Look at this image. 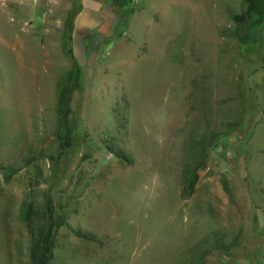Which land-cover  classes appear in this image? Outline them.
<instances>
[{
    "label": "rangeland",
    "instance_id": "rangeland-1",
    "mask_svg": "<svg viewBox=\"0 0 264 264\" xmlns=\"http://www.w3.org/2000/svg\"><path fill=\"white\" fill-rule=\"evenodd\" d=\"M12 5L33 46L0 55V264L44 237L47 264H264V0H131L74 41L77 0Z\"/></svg>",
    "mask_w": 264,
    "mask_h": 264
},
{
    "label": "crops",
    "instance_id": "crops-1",
    "mask_svg": "<svg viewBox=\"0 0 264 264\" xmlns=\"http://www.w3.org/2000/svg\"><path fill=\"white\" fill-rule=\"evenodd\" d=\"M38 1V0H37ZM131 0H77L81 3L77 13L72 12L73 19L69 25L72 30L73 41L86 37L92 31L106 34L114 31L118 21L115 8L124 9ZM14 0H0V55L4 60L23 62L31 59L33 43L27 39L31 30L29 15L33 8L13 6ZM74 4V0H72ZM140 4V3H139ZM136 14L143 12V6H137ZM160 15L162 13H154ZM21 16L19 25L14 24V16ZM22 22V23H20ZM126 32V30H123ZM42 46V45H41Z\"/></svg>",
    "mask_w": 264,
    "mask_h": 264
},
{
    "label": "trees",
    "instance_id": "trees-1",
    "mask_svg": "<svg viewBox=\"0 0 264 264\" xmlns=\"http://www.w3.org/2000/svg\"><path fill=\"white\" fill-rule=\"evenodd\" d=\"M118 157L125 159L123 151L115 153ZM197 174L195 169L191 167L189 161L183 164L182 172V194L186 197L190 196L193 192L196 182ZM42 252L37 254L35 251L31 255L32 264H47L48 259L51 258V247L47 243V238L44 237L42 241Z\"/></svg>",
    "mask_w": 264,
    "mask_h": 264
}]
</instances>
